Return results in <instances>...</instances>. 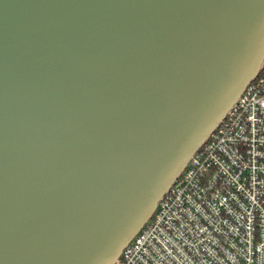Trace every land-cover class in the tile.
Returning <instances> with one entry per match:
<instances>
[{"label": "water", "instance_id": "water-1", "mask_svg": "<svg viewBox=\"0 0 264 264\" xmlns=\"http://www.w3.org/2000/svg\"><path fill=\"white\" fill-rule=\"evenodd\" d=\"M263 62L264 0H0V264H114Z\"/></svg>", "mask_w": 264, "mask_h": 264}, {"label": "built area", "instance_id": "built-area-1", "mask_svg": "<svg viewBox=\"0 0 264 264\" xmlns=\"http://www.w3.org/2000/svg\"><path fill=\"white\" fill-rule=\"evenodd\" d=\"M114 264H264V62Z\"/></svg>", "mask_w": 264, "mask_h": 264}]
</instances>
